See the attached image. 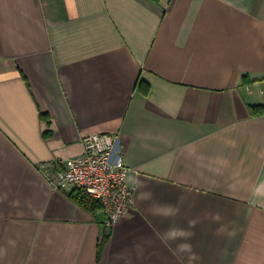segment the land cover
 <instances>
[{
	"label": "crops",
	"instance_id": "0c3cea01",
	"mask_svg": "<svg viewBox=\"0 0 264 264\" xmlns=\"http://www.w3.org/2000/svg\"><path fill=\"white\" fill-rule=\"evenodd\" d=\"M92 133L112 229L40 168ZM0 264H264V0H0Z\"/></svg>",
	"mask_w": 264,
	"mask_h": 264
},
{
	"label": "built area",
	"instance_id": "2783aa9c",
	"mask_svg": "<svg viewBox=\"0 0 264 264\" xmlns=\"http://www.w3.org/2000/svg\"><path fill=\"white\" fill-rule=\"evenodd\" d=\"M82 155L62 163L40 165L54 188L68 185L97 199L106 214V227L112 229L134 204V188L126 183L129 167L125 164L119 134L92 133L83 139Z\"/></svg>",
	"mask_w": 264,
	"mask_h": 264
},
{
	"label": "trees",
	"instance_id": "16d2710c",
	"mask_svg": "<svg viewBox=\"0 0 264 264\" xmlns=\"http://www.w3.org/2000/svg\"><path fill=\"white\" fill-rule=\"evenodd\" d=\"M142 88L145 93L149 92V85L146 84L145 82H142ZM73 197L76 199L78 203H80L82 206L90 209V210H96L101 207V204L99 201L89 195H87L83 190L81 189H75L74 192L72 193Z\"/></svg>",
	"mask_w": 264,
	"mask_h": 264
}]
</instances>
